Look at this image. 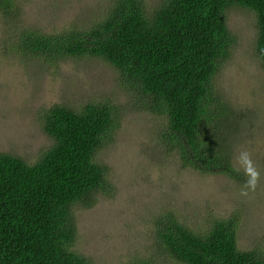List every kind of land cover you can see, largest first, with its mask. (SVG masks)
<instances>
[{"label": "trees", "instance_id": "trees-1", "mask_svg": "<svg viewBox=\"0 0 264 264\" xmlns=\"http://www.w3.org/2000/svg\"><path fill=\"white\" fill-rule=\"evenodd\" d=\"M16 3L0 0V10L12 15ZM107 3L105 15L81 29L54 35L19 29L13 48L50 67L105 61L137 95L133 104L164 119L159 138L184 169L242 182L231 153L241 119L216 80L234 41L226 18L233 8L255 15L264 66V0H162L151 10L145 0ZM42 123L54 143L35 164L0 153V264H91L73 249L75 209H91L98 193L112 190L108 167L96 158L117 132L114 111L107 104L57 105ZM239 222L237 215L214 220L201 233L168 215L155 221L154 247L183 264H264L263 249L238 248Z\"/></svg>", "mask_w": 264, "mask_h": 264}, {"label": "rangeland", "instance_id": "rangeland-1", "mask_svg": "<svg viewBox=\"0 0 264 264\" xmlns=\"http://www.w3.org/2000/svg\"><path fill=\"white\" fill-rule=\"evenodd\" d=\"M12 15L0 10V153L35 164L53 146L42 115L54 106L79 110L107 104L117 132L98 152L108 167L111 192L95 206L75 209L74 250L91 264H183L157 253L155 221L168 215L201 233L214 220L239 216L238 248L264 250V66L256 47L255 15L233 8L227 26L233 36L216 87L241 122L232 135L233 164L242 182L226 175L184 169L159 133L165 121L141 103L119 71L101 59H70L57 67L31 60L13 48L14 34L28 28L45 35L81 29L105 15L108 0H16ZM162 0H145L149 10ZM129 87V86H128Z\"/></svg>", "mask_w": 264, "mask_h": 264}]
</instances>
